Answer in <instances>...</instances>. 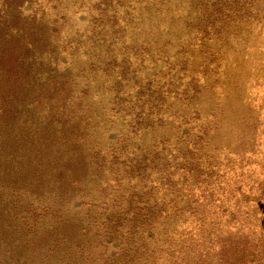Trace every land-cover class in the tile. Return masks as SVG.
I'll use <instances>...</instances> for the list:
<instances>
[{
  "label": "rangeland",
  "instance_id": "obj_1",
  "mask_svg": "<svg viewBox=\"0 0 264 264\" xmlns=\"http://www.w3.org/2000/svg\"><path fill=\"white\" fill-rule=\"evenodd\" d=\"M0 35V264H264V0H0Z\"/></svg>",
  "mask_w": 264,
  "mask_h": 264
},
{
  "label": "trees",
  "instance_id": "obj_2",
  "mask_svg": "<svg viewBox=\"0 0 264 264\" xmlns=\"http://www.w3.org/2000/svg\"><path fill=\"white\" fill-rule=\"evenodd\" d=\"M29 50L20 38L0 35V101L4 98V92L13 91L19 84L22 62Z\"/></svg>",
  "mask_w": 264,
  "mask_h": 264
}]
</instances>
